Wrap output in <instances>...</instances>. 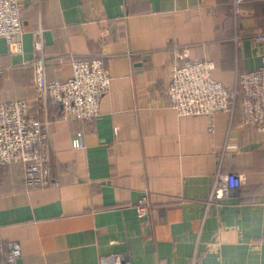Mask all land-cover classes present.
Returning <instances> with one entry per match:
<instances>
[{"label":"crops","instance_id":"1","mask_svg":"<svg viewBox=\"0 0 264 264\" xmlns=\"http://www.w3.org/2000/svg\"><path fill=\"white\" fill-rule=\"evenodd\" d=\"M232 1L20 0L21 51L0 38V101L23 99L47 121L57 186L29 188L22 164L0 165V245L15 243L16 264H264V133L242 125L240 99L211 134L207 117L178 116L166 93L171 41L212 61L225 87L262 65L263 0L238 15ZM93 55L111 84L75 148L82 124L36 95L31 61L42 56L47 81H65L69 56ZM220 157L223 171L246 174L245 193L209 205Z\"/></svg>","mask_w":264,"mask_h":264},{"label":"built area","instance_id":"2","mask_svg":"<svg viewBox=\"0 0 264 264\" xmlns=\"http://www.w3.org/2000/svg\"><path fill=\"white\" fill-rule=\"evenodd\" d=\"M245 0H233V13L243 10ZM264 3V0H263ZM20 0H0V38L12 53L21 51ZM107 28L101 29L104 36ZM256 43L264 41V32L253 36ZM172 66L167 96L178 116H205L209 133H214V116L220 112L232 114L237 99L242 107L241 123L264 133V57L262 65L251 72L237 73L232 85L225 87L213 79L212 61L190 59L188 46L173 41ZM73 73L65 81H47L42 56L31 61L35 72L34 90L37 96L50 98L60 104L65 117L74 116L82 127L75 133L73 147L84 146L82 137L99 114L100 99L109 91L111 77L105 59L99 55L69 56ZM1 74V71H0ZM31 105L23 99L0 101V165L20 163L24 166V183L29 188L57 186L49 172L47 121L41 122L30 114ZM223 157L218 159L212 175L208 204L220 203L238 196L245 184L243 174L222 171ZM151 207L146 195L136 204L140 217L148 215ZM19 254L15 243L5 250L0 245V264H16Z\"/></svg>","mask_w":264,"mask_h":264},{"label":"trees","instance_id":"3","mask_svg":"<svg viewBox=\"0 0 264 264\" xmlns=\"http://www.w3.org/2000/svg\"><path fill=\"white\" fill-rule=\"evenodd\" d=\"M31 111V110H30ZM238 173H240V172H238ZM246 183H247V179H246ZM245 186L246 185H244L243 187H242V189H241V191H240V196L243 194V193H245V190H244V188H245ZM242 200H249V199H246V198H242Z\"/></svg>","mask_w":264,"mask_h":264},{"label":"rangeland","instance_id":"4","mask_svg":"<svg viewBox=\"0 0 264 264\" xmlns=\"http://www.w3.org/2000/svg\"><path fill=\"white\" fill-rule=\"evenodd\" d=\"M222 171H223V169H222ZM223 172H225V171H223ZM240 174H243L245 176V178L247 177L245 173H240ZM245 183H246V181H245Z\"/></svg>","mask_w":264,"mask_h":264}]
</instances>
